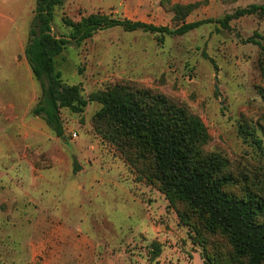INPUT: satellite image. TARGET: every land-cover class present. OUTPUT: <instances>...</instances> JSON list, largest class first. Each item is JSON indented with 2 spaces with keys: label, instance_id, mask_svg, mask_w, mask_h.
<instances>
[{
  "label": "rangeland",
  "instance_id": "obj_1",
  "mask_svg": "<svg viewBox=\"0 0 264 264\" xmlns=\"http://www.w3.org/2000/svg\"><path fill=\"white\" fill-rule=\"evenodd\" d=\"M263 4L66 0L53 29L69 35L65 19L101 13L175 30ZM175 5L192 10L177 18ZM36 7L37 0H0V264H210L214 254L218 264H235L223 239L204 250L165 196L139 182L103 139L97 97L125 85L174 100L206 126L205 150L228 162L240 186L264 195V51L249 42L264 37V18L233 20L230 29L212 22L163 41L115 27L68 46L55 71L80 92L60 109L57 132L39 112L49 81L34 76L25 56Z\"/></svg>",
  "mask_w": 264,
  "mask_h": 264
},
{
  "label": "trees",
  "instance_id": "obj_2",
  "mask_svg": "<svg viewBox=\"0 0 264 264\" xmlns=\"http://www.w3.org/2000/svg\"><path fill=\"white\" fill-rule=\"evenodd\" d=\"M65 1L37 0L25 50L34 76L49 81L39 112L57 132L61 126L60 109L73 106L72 98L80 92L77 86H64L61 74L55 71V59L68 46H79L96 32L115 27L128 32L142 30L163 41L165 35L183 36L212 22L230 29L233 20L247 16L264 18V4L251 5L222 19L183 23L170 30L97 13L77 22L65 19L69 35H56L53 13ZM170 9L180 18L190 14L192 7L175 5ZM255 37L264 40L258 34ZM255 37L249 42L264 51V45ZM97 100L103 105L95 116L97 124L103 127L99 134L116 148L139 182L157 188L165 196L180 223L195 235L204 250L220 238L229 246L235 264H264V195L240 186L228 162L205 150L210 136L198 117L162 94L125 85L112 87ZM243 135L249 133L243 131ZM252 137L262 148L263 141L256 135ZM208 260L218 264L220 256L214 254Z\"/></svg>",
  "mask_w": 264,
  "mask_h": 264
}]
</instances>
